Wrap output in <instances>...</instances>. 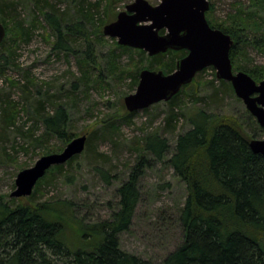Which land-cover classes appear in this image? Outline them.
<instances>
[{"label":"trees","instance_id":"obj_1","mask_svg":"<svg viewBox=\"0 0 264 264\" xmlns=\"http://www.w3.org/2000/svg\"><path fill=\"white\" fill-rule=\"evenodd\" d=\"M111 1L106 0L104 6L103 0L94 4L88 0L81 2L78 13L84 19L83 22L61 13L48 0H35L37 11L44 16V21L56 38L54 50L77 54L73 45L78 41L86 47L85 51L78 50L82 55H76L83 76L72 84L70 92L66 94L71 101L75 100L73 93L79 85L85 89L92 88L91 70H101L94 44L102 40L103 28L110 19L108 11ZM14 8L15 2L0 0V20L6 28V37L0 44V69L14 64L16 46L26 40L29 34L19 18L11 16ZM212 9L211 5L210 11ZM262 12L264 0H251L247 9L239 6L235 14L229 15L221 23L208 21L212 28L223 31L233 40L230 51L233 71L245 72L257 83L264 81V68L251 66L247 51L253 47L264 52ZM206 16H209L208 13ZM36 22L38 20L33 22V27L39 24ZM118 47L124 53L131 50L125 46ZM136 52L140 59L134 65L135 72L132 74L128 67L134 61L121 66V56L111 51L107 65L109 75H116L119 81L130 78L132 86H138L139 74L145 68V61L148 62L146 68L170 74L176 70L178 61L188 54L185 50H169L149 57L142 50ZM95 78L94 81L99 82L98 86L102 88L105 82L102 74ZM196 79L167 102L171 111L167 118L168 125L175 130L182 115L186 118L187 129L177 136L172 149L168 140L158 132L148 133L140 139L138 163L131 168L128 181L118 188L119 207L109 220L85 224L76 220L73 204L68 200L53 198L42 203L36 202L38 193L56 175L70 179L66 166L72 168L79 156L47 171L30 197L15 199L11 198V194L0 196V264H155L124 251L119 240L120 234L129 230L140 202L138 184L144 171L150 167L148 156L171 168L174 175L186 184L188 191L185 203L177 208V222L183 229L184 240L160 264H264V156L254 154L250 148V142L258 138L249 135L245 125L234 116L208 113L201 108L189 114L176 113L175 109L181 104V96L197 86ZM221 83L225 89L234 93L230 83ZM219 92L213 89L212 96H217ZM38 93L41 99L34 107L31 105L30 111L42 127L41 134L36 136L35 131L23 132L16 128V118L20 111H28L29 108L24 106L20 109L19 104L6 101L0 102L3 129L13 127L19 131L18 134L27 141V147H21L26 153L31 148L41 149L43 156L61 153L76 137L71 114L61 104L57 94H51L49 90H38ZM136 113H126L123 118L130 123ZM116 117H108L102 128H96L90 134L87 152L104 158L92 143L98 137L104 139L109 134L113 136L118 130ZM258 128L264 133L263 128ZM53 140L59 141L61 145H52ZM97 171L110 183L106 172L100 169ZM23 201L28 203L23 204ZM68 229H74L85 240V246L71 249L66 242Z\"/></svg>","mask_w":264,"mask_h":264},{"label":"rangeland","instance_id":"obj_2","mask_svg":"<svg viewBox=\"0 0 264 264\" xmlns=\"http://www.w3.org/2000/svg\"><path fill=\"white\" fill-rule=\"evenodd\" d=\"M85 1L48 0L61 13H66L75 21L79 19L83 22L84 19L78 13V8L79 4ZM88 1L92 4L98 2V0ZM135 1L112 0L108 11L110 18L108 24L116 21L117 16ZM146 1L152 6H158L162 2V0ZM9 2L16 3L14 12L10 13L11 16H17L23 27L29 31L26 40L16 46L14 64L0 69V102L19 104L20 109L24 106L29 108L28 111L24 109L20 111L16 118V128L23 132L35 131L36 136L41 134L42 127L38 125L30 111L31 105L34 107L41 99L38 90L42 92L49 90L51 94L59 96L61 104H64L71 114L76 137H89L96 128H102L108 117L118 116L116 117L118 130L113 136L109 134L104 139L98 137L92 143L94 149L103 154L104 158L95 157L85 149L72 168L66 166V173L69 174L70 179L66 180L62 175H56L54 180L44 185L38 193L36 202L42 203L53 198L68 200L73 204L76 220L85 224L109 220L119 207L118 188L128 181L131 168L138 163L140 139L148 133L158 132L161 137L168 140L172 149L177 136L187 129L186 118L181 115L176 129L173 130L174 128L168 125L167 118L171 115V111L168 103L165 102L138 111L130 123L123 118L129 113L125 106V98L134 94L137 86H132L130 78L119 81L116 75L114 77L109 75L108 55L111 51L120 55L121 66L129 64L131 60L134 61L128 67L132 74L140 56L136 52L137 49L133 48L130 52L124 53L119 49L120 45L116 38L104 35V28L100 42L93 38L99 42L94 45L95 56L101 70L96 68L91 70L92 88L85 89L84 86L79 85L73 93L75 100L67 99L66 94L70 92L72 84L83 76L76 55H82L83 53L79 52L86 50L84 43L78 41L73 45L77 54L54 50L56 38L44 21V16L37 11L35 0H9ZM209 2L213 9L207 12L209 16H206V19L219 23L228 19L229 15L235 14L239 6L247 9L251 4V0H209ZM105 3L106 0H103V6ZM8 10L13 9L8 8ZM101 10L102 5L100 8L102 14ZM261 16L264 17V12ZM37 20L39 24H34L33 27V22ZM166 32V29L160 31L163 34ZM247 52L251 66L264 68V52L261 53L253 47H249ZM143 66L145 67L143 70H153L146 68L147 61ZM98 74H102L105 81L102 88L98 86L99 82L94 81ZM196 77L197 86L188 89L181 96V104L175 109L176 113L189 114L196 108H201L208 113L234 116L245 125L249 135L257 136L260 140L264 139V133L260 132L258 122L255 118H253L255 121L251 119V114L235 92L232 93L223 87L221 82L225 81L216 78L214 68H207ZM213 89L220 90L215 97L212 96ZM3 125L4 122L0 121V196H8L16 188L18 174L34 166L43 153L41 149L33 148L26 153L21 147H27V141L18 134L19 131H15L16 128L13 127L4 130ZM51 144L61 145L57 140H53ZM148 158L151 160L150 167L144 171L138 184L140 202L129 230L121 233L119 240L124 251L160 264L184 240L183 229L177 222V208L185 203L188 191L186 184L176 177L174 171L165 166L164 162L151 159L150 156ZM96 168L109 175L110 183ZM66 235V242L71 249L80 245L85 246V240H82L74 229H68Z\"/></svg>","mask_w":264,"mask_h":264},{"label":"water","instance_id":"obj_3","mask_svg":"<svg viewBox=\"0 0 264 264\" xmlns=\"http://www.w3.org/2000/svg\"><path fill=\"white\" fill-rule=\"evenodd\" d=\"M209 10V0H162L158 6L136 0L116 21L104 27V35L116 38L120 46L142 50L150 57L169 50L188 52L173 73L143 70L137 90L125 98V106L129 113H134L167 103L200 72L212 67L218 80L231 83L236 96L264 129V81L257 83L249 74L233 71L230 51L234 42L229 35L210 26L206 19ZM163 29L167 30L165 34L160 33ZM5 37L6 28L0 20V44ZM87 139L75 137L61 153L42 156L34 166L21 171L11 198L30 197L47 171L84 153ZM250 148L254 154L264 156V139L252 140Z\"/></svg>","mask_w":264,"mask_h":264}]
</instances>
